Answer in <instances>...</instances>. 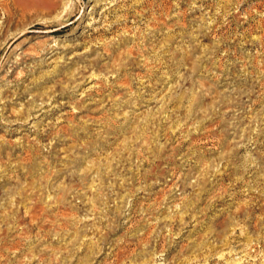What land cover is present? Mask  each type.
Here are the masks:
<instances>
[{
	"label": "rangeland",
	"instance_id": "374dc122",
	"mask_svg": "<svg viewBox=\"0 0 264 264\" xmlns=\"http://www.w3.org/2000/svg\"><path fill=\"white\" fill-rule=\"evenodd\" d=\"M0 264H264V0H0Z\"/></svg>",
	"mask_w": 264,
	"mask_h": 264
}]
</instances>
